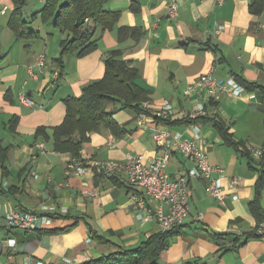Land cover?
<instances>
[{
	"label": "crops",
	"instance_id": "crops-1",
	"mask_svg": "<svg viewBox=\"0 0 264 264\" xmlns=\"http://www.w3.org/2000/svg\"><path fill=\"white\" fill-rule=\"evenodd\" d=\"M46 2L27 3L24 18L29 30L39 36L20 40L8 27L13 3L0 0V8H8L0 16V147L11 148L5 168H0V264L28 260L64 264L63 258L83 264L119 248L135 249L158 234L155 219L142 222L136 216L133 195L141 190L129 187L122 176L104 177L94 165L104 160L124 162L129 154L141 155L145 162L154 160L163 152L154 140L159 131L195 140L208 152L210 164L224 173L222 200L207 192L208 179L190 178V215L173 229L170 246L160 253L158 264H264V237L253 234L260 217L264 218V179L258 188L261 158L251 152L264 147V94L255 91L256 98L251 99L224 93L207 101L209 118L217 117L230 128L231 144L211 123L174 124L197 106L195 95L185 99V88L214 65L220 79L264 87V11L252 14V0H224L223 4L141 0L139 11L134 12L132 0H108L105 10L118 13L119 21L104 29L88 20V26L96 25V49L83 57L67 55L61 66L57 60L67 33L53 21L33 20ZM173 3L178 6L177 18L169 16ZM220 26L225 29L217 31ZM116 52L139 70L136 83L149 92L143 106L151 115L143 127L138 125L140 113L118 110L120 104L109 106L123 133L114 135L109 129L90 133L77 157L86 172L69 175L67 165L75 156L55 151L53 130L65 120L66 102L79 99L86 87L103 79L105 59ZM41 55L45 67L37 65ZM21 96L32 104H24ZM166 103L175 109L173 118L167 119L171 124L153 116ZM195 125L199 132L194 131ZM39 128H45L47 135L35 139ZM167 151L170 163L165 172L171 178L188 176L194 163L173 147ZM233 178L238 179L237 185L231 184ZM45 205L68 209L67 213L58 209L53 224L44 227L60 231L26 233L7 226L8 212ZM254 208L262 213L256 214ZM92 232L98 239L91 238ZM9 240H15L16 247Z\"/></svg>",
	"mask_w": 264,
	"mask_h": 264
},
{
	"label": "trees",
	"instance_id": "trees-1",
	"mask_svg": "<svg viewBox=\"0 0 264 264\" xmlns=\"http://www.w3.org/2000/svg\"><path fill=\"white\" fill-rule=\"evenodd\" d=\"M29 1L11 0L13 10L10 11L8 27L16 38L20 40L34 39L39 36L38 33L29 30L28 22L24 18V9ZM140 1L132 0L131 8L134 12L139 11ZM107 2L108 0H47L43 10L33 16V20L40 18L44 23L53 21L56 28L67 33L68 38L61 43V53L57 60L59 65L64 66L63 61L67 55L78 54L83 57L96 49V41L94 40L96 25L100 24L104 29H112L119 21L120 15L118 13H111L105 10L104 7ZM263 11L264 0H252L250 12L254 15H259ZM86 19L92 20L96 25L94 27L88 26ZM1 57L0 53V59ZM139 78V70L129 66L120 58L119 53L116 52L109 55L105 59L104 78L86 87L82 97L79 99H71L66 102L65 120L53 130L55 151L69 152L78 157L82 146L89 140L90 133L99 132L102 129H109L114 135L123 133L114 120L116 112L110 111L109 106L120 104V109L118 110L131 109L137 113L150 116V111L143 106L149 101V92L136 83ZM241 85L248 91H261L264 94V87L257 84ZM155 119L171 124L167 120H161L157 117ZM12 122H14V125H12L11 130L15 131L16 118H13ZM178 123L193 125L211 123L228 143H233L229 134L230 128L223 120L217 117L209 118L207 115L192 119L188 116L174 122V124ZM46 135V129L39 128L35 139ZM262 148L264 149V147ZM10 150V147H0V168H5V162ZM260 161L262 170L260 171L261 176L258 181L260 186L258 188L262 186L264 179V153ZM258 196L260 198L259 191ZM254 212L258 215L262 213L256 208H254ZM263 222L264 218L261 216L259 224ZM173 229L166 233L159 232L135 249L119 248L112 254L89 260L83 264H158L160 253L170 246V239L174 234ZM58 231L60 230H45L42 228L25 232L47 234ZM253 234L258 235L257 231H254ZM91 238L98 239V236L92 232ZM100 241L103 243L107 242H104L102 238Z\"/></svg>",
	"mask_w": 264,
	"mask_h": 264
},
{
	"label": "built area",
	"instance_id": "built-area-1",
	"mask_svg": "<svg viewBox=\"0 0 264 264\" xmlns=\"http://www.w3.org/2000/svg\"><path fill=\"white\" fill-rule=\"evenodd\" d=\"M204 1V0H202ZM219 4H223L224 0H217ZM7 7L0 8V16L7 13ZM169 16L177 18L178 6L173 3L170 6ZM88 22V19H86ZM225 29L220 26L217 31ZM45 56L41 55L37 61V65L45 67ZM216 66H212L210 71L203 74L192 84H189L183 94L186 100H191L195 95L197 97V106L187 116L192 119L199 116H207V101L228 93L233 98H240L247 95L249 98H256L255 92H249L234 78L220 79L216 76ZM24 104L31 105L32 102L25 96H21ZM175 115L174 106L171 103L155 112L153 116L160 119H172ZM148 116L140 114L138 119L139 126H145ZM199 126L194 127V131L199 132ZM168 139V140H167ZM155 142L162 149L160 156H157L150 162H145L141 155L129 154L124 162L104 160L95 162L104 177L122 176L129 187L141 190V192L133 195L134 206L137 210L136 216L142 222L155 219L159 225L160 232L166 233L173 228L183 225L190 215L191 209V184L190 178H204L210 181L206 190L213 197L222 200V184L220 177L224 170L220 167L213 166L209 161L208 152L195 140L184 138L180 133L170 134L166 131H159L154 135ZM167 140V141H166ZM112 140L109 145L112 146ZM44 147V144L40 145ZM178 150L185 158L191 160L195 167L190 171L188 176L171 178L165 169L170 163V154L168 148ZM252 154L256 158H261L264 153L263 148H252ZM86 170L83 162L74 157L67 165V173L69 175H83ZM238 179L233 178L231 184L237 185ZM238 196H234L237 199ZM155 203V207H151L147 200ZM61 209L63 213H67V208H59L55 205L41 206L40 209H30L26 211L13 210L6 214L5 220L7 226L12 229H20L25 231H33L42 229L53 224L57 210ZM57 215V214H56ZM257 234L264 237V222L260 224L256 230ZM11 247H16L15 240H9ZM64 264H71V260L63 258ZM26 264H44L43 262H33L28 260Z\"/></svg>",
	"mask_w": 264,
	"mask_h": 264
},
{
	"label": "rangeland",
	"instance_id": "rangeland-1",
	"mask_svg": "<svg viewBox=\"0 0 264 264\" xmlns=\"http://www.w3.org/2000/svg\"><path fill=\"white\" fill-rule=\"evenodd\" d=\"M43 8V7H42ZM5 20V18H2V21Z\"/></svg>",
	"mask_w": 264,
	"mask_h": 264
}]
</instances>
